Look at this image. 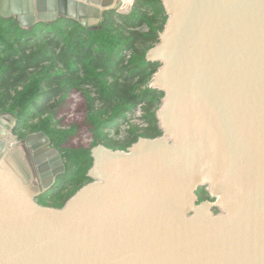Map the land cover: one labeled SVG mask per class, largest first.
Returning <instances> with one entry per match:
<instances>
[{
  "label": "water",
  "instance_id": "95a60500",
  "mask_svg": "<svg viewBox=\"0 0 264 264\" xmlns=\"http://www.w3.org/2000/svg\"><path fill=\"white\" fill-rule=\"evenodd\" d=\"M118 1L0 0V15L98 29ZM162 2L147 59L164 133L94 146L90 181L64 206L36 200L65 174L63 154L0 114V264H264V0Z\"/></svg>",
  "mask_w": 264,
  "mask_h": 264
},
{
  "label": "trees",
  "instance_id": "16d2710c",
  "mask_svg": "<svg viewBox=\"0 0 264 264\" xmlns=\"http://www.w3.org/2000/svg\"><path fill=\"white\" fill-rule=\"evenodd\" d=\"M168 14L162 0H135L127 14L115 9L104 15L102 27H84L62 17L24 28L16 18L0 15V114L17 118L14 133L20 138L43 131L63 154L66 172L55 195H44V205L62 207L85 184L93 164L92 147L104 144L127 150L141 137L163 135L157 111L165 92L150 86L160 63L147 59L159 42ZM130 52V57H127ZM87 101V124L94 134L91 148L68 147L77 126L60 125V110L72 92ZM142 104L145 126L130 124L124 139L109 137V130L129 121ZM201 201L211 199L206 188Z\"/></svg>",
  "mask_w": 264,
  "mask_h": 264
},
{
  "label": "rangeland",
  "instance_id": "374dc122",
  "mask_svg": "<svg viewBox=\"0 0 264 264\" xmlns=\"http://www.w3.org/2000/svg\"><path fill=\"white\" fill-rule=\"evenodd\" d=\"M87 101L84 94L79 91V94L74 92L71 93L69 98L66 100V103L60 110L59 118L61 119L60 125L63 128L69 129L71 126H77V134L71 137L64 146L68 147H85L91 148L94 142V134L91 127L87 124V111H86ZM138 114H133L131 117L132 120L137 121ZM124 124H119V127H122ZM116 128H111V132ZM113 135V134H112ZM110 133V137L116 139L122 138L114 137ZM93 148V147H92ZM212 202L215 200L213 198L209 199Z\"/></svg>",
  "mask_w": 264,
  "mask_h": 264
},
{
  "label": "built area",
  "instance_id": "2783aa9c",
  "mask_svg": "<svg viewBox=\"0 0 264 264\" xmlns=\"http://www.w3.org/2000/svg\"><path fill=\"white\" fill-rule=\"evenodd\" d=\"M134 1L135 0H119L115 10L120 14H127L131 11ZM126 54H127V57H130V52H127ZM150 86H152V83L150 84ZM74 93L79 94L78 91H74ZM133 114H136V115L138 114V117L136 119L137 121L132 120L131 117L133 116ZM143 114H144L143 106L142 104H139L137 108L135 109V111L132 114H129L128 116L129 121L128 122L124 121V124L122 125V127H119V130H120L119 134L116 132V129H114L112 132L109 130L108 131L109 137H110V133L111 135L113 134L114 137L116 136L119 138H122V136H126L128 134L127 131L130 128L131 123L139 124L140 126H145L146 124L142 119Z\"/></svg>",
  "mask_w": 264,
  "mask_h": 264
},
{
  "label": "flooded vegetation",
  "instance_id": "af4514ba",
  "mask_svg": "<svg viewBox=\"0 0 264 264\" xmlns=\"http://www.w3.org/2000/svg\"><path fill=\"white\" fill-rule=\"evenodd\" d=\"M3 171L5 172V170H3V167H0V172L3 173ZM63 186H64V184H63ZM63 186L58 187L57 189H53V190L51 191V193H47V194H45V195L48 196V197H51V196L55 195L56 193H58L59 190H60ZM54 188H55V187H54ZM45 199H46V198L44 197V195H42V196H39L36 200H37L38 203L44 205ZM216 212H218V211L216 210Z\"/></svg>",
  "mask_w": 264,
  "mask_h": 264
}]
</instances>
